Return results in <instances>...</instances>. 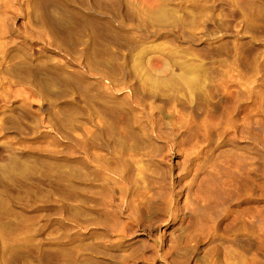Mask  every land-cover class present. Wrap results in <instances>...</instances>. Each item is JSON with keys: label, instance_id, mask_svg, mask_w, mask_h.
I'll return each instance as SVG.
<instances>
[{"label": "rangeland", "instance_id": "obj_1", "mask_svg": "<svg viewBox=\"0 0 264 264\" xmlns=\"http://www.w3.org/2000/svg\"><path fill=\"white\" fill-rule=\"evenodd\" d=\"M154 1L0 0V264H264V0Z\"/></svg>", "mask_w": 264, "mask_h": 264}, {"label": "bare ground", "instance_id": "obj_2", "mask_svg": "<svg viewBox=\"0 0 264 264\" xmlns=\"http://www.w3.org/2000/svg\"><path fill=\"white\" fill-rule=\"evenodd\" d=\"M95 2H98L99 6L103 4L104 1H107V0H94ZM144 9L147 10L150 14H156L158 15L157 13H162V8L159 7L154 0H146L145 2V6H144ZM117 26L119 27H124V23L122 21H117ZM187 79H189L190 77H185ZM154 81L156 82H159L160 81L154 77Z\"/></svg>", "mask_w": 264, "mask_h": 264}]
</instances>
